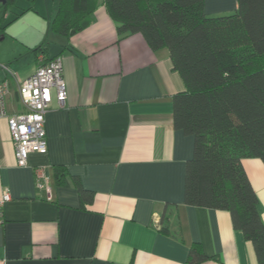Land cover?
Instances as JSON below:
<instances>
[{
	"label": "crops",
	"instance_id": "crops-1",
	"mask_svg": "<svg viewBox=\"0 0 264 264\" xmlns=\"http://www.w3.org/2000/svg\"><path fill=\"white\" fill-rule=\"evenodd\" d=\"M17 1L0 23L7 113L26 108L20 82L55 55L63 57L68 95L45 113L47 151L30 152L24 165L0 117V261L189 264L198 243L208 258L197 264H254L253 242L229 210L185 202L194 136L174 124L173 96L186 84L169 49L151 47L141 32L120 33L105 0L68 31L57 19L61 0H35L32 8L26 0L12 12ZM237 6L205 0L210 15ZM242 164L264 220V162L245 157Z\"/></svg>",
	"mask_w": 264,
	"mask_h": 264
},
{
	"label": "trees",
	"instance_id": "trees-1",
	"mask_svg": "<svg viewBox=\"0 0 264 264\" xmlns=\"http://www.w3.org/2000/svg\"><path fill=\"white\" fill-rule=\"evenodd\" d=\"M34 1L29 0V8ZM95 1L61 0L57 19L62 29H79ZM15 2H0V23ZM105 4L120 33L141 32L151 47H167L186 84L173 96L175 127L194 136L185 202L229 210L233 225L253 242L254 264H264V220L242 164L245 157L264 162V0H238L235 10L217 15L205 11V0ZM79 189L87 191L80 184ZM207 258L198 243L191 244L189 264Z\"/></svg>",
	"mask_w": 264,
	"mask_h": 264
},
{
	"label": "built area",
	"instance_id": "built-area-1",
	"mask_svg": "<svg viewBox=\"0 0 264 264\" xmlns=\"http://www.w3.org/2000/svg\"><path fill=\"white\" fill-rule=\"evenodd\" d=\"M6 69L7 66L3 65ZM9 91L7 80L0 82V117L7 118L10 135L15 147V157L19 165L27 163L30 152L45 153L48 149L45 113L55 98L60 106L67 101V85L63 73V57L55 55L39 65L19 84V93L25 105L21 112L8 114L6 96ZM38 184H44L43 172L37 171ZM51 197V195H49ZM9 198L5 192L3 200ZM2 202V201H0ZM0 264H3L0 261Z\"/></svg>",
	"mask_w": 264,
	"mask_h": 264
},
{
	"label": "rangeland",
	"instance_id": "rangeland-1",
	"mask_svg": "<svg viewBox=\"0 0 264 264\" xmlns=\"http://www.w3.org/2000/svg\"><path fill=\"white\" fill-rule=\"evenodd\" d=\"M24 1H25V3H26V0H18V1H17V4L12 6V12H14V10H18L20 4H25V3H23Z\"/></svg>",
	"mask_w": 264,
	"mask_h": 264
},
{
	"label": "water",
	"instance_id": "water-1",
	"mask_svg": "<svg viewBox=\"0 0 264 264\" xmlns=\"http://www.w3.org/2000/svg\"><path fill=\"white\" fill-rule=\"evenodd\" d=\"M6 1H7V0H0V2H3V3L6 2Z\"/></svg>",
	"mask_w": 264,
	"mask_h": 264
}]
</instances>
